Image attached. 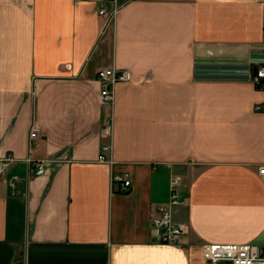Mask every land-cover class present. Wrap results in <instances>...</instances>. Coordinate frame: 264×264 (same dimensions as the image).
<instances>
[{
    "label": "crops",
    "instance_id": "1",
    "mask_svg": "<svg viewBox=\"0 0 264 264\" xmlns=\"http://www.w3.org/2000/svg\"><path fill=\"white\" fill-rule=\"evenodd\" d=\"M0 0V264H212L264 251L263 0ZM130 72L101 101L100 70ZM262 106V111H257ZM38 130L31 140V129ZM104 145L115 165L99 163ZM40 162L46 172L30 173ZM129 174L124 191L115 174ZM181 181L179 245L151 218Z\"/></svg>",
    "mask_w": 264,
    "mask_h": 264
},
{
    "label": "built area",
    "instance_id": "2",
    "mask_svg": "<svg viewBox=\"0 0 264 264\" xmlns=\"http://www.w3.org/2000/svg\"><path fill=\"white\" fill-rule=\"evenodd\" d=\"M133 1L136 0H101L103 4L99 6L98 15L104 19L105 27L117 17L123 7ZM131 78L130 72L126 70H117L116 68L100 70L97 74V80L102 86V103L105 105L113 104L116 85L128 82ZM252 83L257 89L264 91V65H260L256 68L255 75L252 77ZM262 109V106H257V111H262ZM37 133V128L33 127L31 129L30 139L33 140L37 138ZM110 149V145H104L102 147L98 162L113 167L115 162L107 157V153ZM14 162L15 159L11 156L1 158L0 176L5 175ZM45 172L46 167L44 162L38 163L35 168H31L30 170V173L37 176H41L45 174ZM259 175L264 179V166L259 168ZM113 182L120 183L124 191L131 185L129 174L127 173L113 175ZM181 186V181L178 178L171 180L169 201L166 204L160 205L157 212L151 218V226L157 232L154 239L156 242L177 246L181 243V239L184 235L187 234V229L185 227L173 221V209L182 203V197L180 195ZM202 256L206 262L212 264H264V251L260 247L252 244H203Z\"/></svg>",
    "mask_w": 264,
    "mask_h": 264
}]
</instances>
